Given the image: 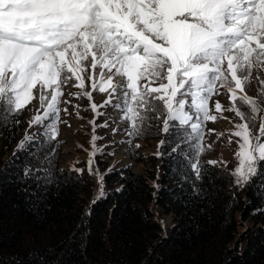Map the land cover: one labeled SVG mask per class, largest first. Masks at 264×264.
Wrapping results in <instances>:
<instances>
[{"label": "snow or ice", "instance_id": "6c2138e0", "mask_svg": "<svg viewBox=\"0 0 264 264\" xmlns=\"http://www.w3.org/2000/svg\"><path fill=\"white\" fill-rule=\"evenodd\" d=\"M88 66L91 89L108 93L99 107L118 110L129 123V137L142 135L157 120L165 133L161 147L171 136L179 141L174 152L187 143L192 155L185 158L194 179H184L197 196L202 193L197 182L204 179L199 164L204 123L217 119L209 101L225 89L232 103L224 109L217 100L215 111L234 112L243 121L232 133L242 141L238 166L230 173L233 184L243 188L264 177V118L258 134L254 131L257 114L264 112V88L255 97L247 94L253 70L264 68V0H0V122L22 114L37 92L40 104L28 122L37 131H26L17 145V152L32 146L29 154L36 156L22 168L24 182L47 187L57 179L55 149L36 154L56 140L59 105L70 103L61 99L65 86L81 90L68 97L91 101L84 77ZM256 79L264 84V77ZM97 107L91 105L99 115ZM40 135L45 140L36 145ZM94 155L95 148L90 174Z\"/></svg>", "mask_w": 264, "mask_h": 264}, {"label": "trees", "instance_id": "16d2710c", "mask_svg": "<svg viewBox=\"0 0 264 264\" xmlns=\"http://www.w3.org/2000/svg\"><path fill=\"white\" fill-rule=\"evenodd\" d=\"M252 75L247 94L255 97L264 88L256 76L264 77V72ZM220 91L209 101L214 115L213 99L229 97L225 89ZM236 103L250 112L239 100ZM109 106L100 109L91 129L107 141L92 158V174L85 161L77 162L75 170L60 168L68 154L60 136L65 119L61 109L56 140L45 143L36 154L56 151L57 179L47 187L19 178L23 166L36 160L29 154L32 146L17 152L25 132L37 131L28 124L36 111L25 107L7 124L0 122V264H264V177L237 188L230 173L238 161L224 166L208 162L215 152L210 145L213 121L204 123L200 141L204 179L197 182L202 189L197 196L184 179L185 175L194 179L185 158L192 155L187 143L174 152L179 141L171 136V142L161 147L165 133L157 120L142 135L129 137L128 121ZM83 112L79 118L86 125L79 128L87 146L88 134L82 131L90 130L85 120L91 119L93 111L89 105ZM263 116L264 112L257 114V134ZM116 135L124 136L125 156L120 160L108 152L117 143L108 140ZM44 140L37 136L35 144ZM260 170L264 173V162Z\"/></svg>", "mask_w": 264, "mask_h": 264}, {"label": "rangeland", "instance_id": "374dc122", "mask_svg": "<svg viewBox=\"0 0 264 264\" xmlns=\"http://www.w3.org/2000/svg\"><path fill=\"white\" fill-rule=\"evenodd\" d=\"M85 64H88L87 61H85ZM263 70L264 68L256 70H253V74H258ZM98 73V69L96 70ZM93 74V70L90 66H88L85 69L84 77H85V88L87 91L92 93V99L91 101L88 99L87 96L83 97H68L66 94L71 93H78L81 90L76 87L71 86H65L62 91L65 93V96L61 97V99H70V103L68 105H65L61 103L59 105V108L63 110L64 112V124L61 129V139L63 140V148L65 151L68 152V154L60 161V168L64 169L65 171L75 170L76 169V163L79 161H85V164H89L90 154L93 152L95 148V153L101 152L104 150L105 141H101L100 138L103 136L102 133H94L91 129L94 128V125L96 121L98 120V115L96 112H93V115L89 121L85 120V122L90 126L89 131H82L87 132L88 139H87V146L83 143V137L80 133L79 125H86L84 122L81 121L79 117L84 113L83 109L85 107L91 106L93 103L96 104L97 112L99 113L100 109L102 107H99L100 105L104 104V101L107 100L108 93L104 92L101 93L98 90H92L90 87V81L88 80V76ZM119 78V77H117ZM98 79V75H97ZM74 78L69 83H74ZM34 92H37V90L34 89ZM215 102L219 100L222 107L226 109L232 101L229 97H223V98H214ZM29 110H35L37 114V110L40 108L39 99H38V92H37V98L32 100L31 103H29L26 106ZM67 107V111L65 112L64 109ZM106 107H110L109 105ZM214 110H215V104H214ZM216 115L218 116L217 122H210V129L215 133L210 138V145L212 148H214V153L208 157V162L214 161L215 163H211L214 166H224L228 162L232 160H237L236 153L239 151V143L242 142L239 137L232 135L235 131H237L236 125L238 124L237 121L234 120L233 113L230 111H222L221 113H217L215 111ZM35 114V115H36ZM96 118V119H95ZM264 118V116L262 117ZM94 122V124H93ZM112 126V125H111ZM37 129H34V131ZM94 130V129H93ZM96 137V143L93 146L92 143V137ZM123 135H116L112 138V140H108L110 142L117 141L116 144L111 145L108 147L109 153H114V160H120L123 159L125 156L124 151V145H123ZM224 145V146H222ZM104 159L107 158V155L103 156ZM93 156L91 157V159ZM93 170V169H92ZM94 173V171H93Z\"/></svg>", "mask_w": 264, "mask_h": 264}]
</instances>
